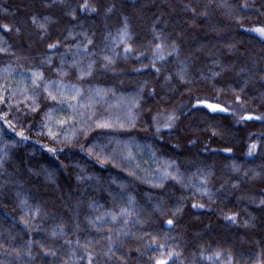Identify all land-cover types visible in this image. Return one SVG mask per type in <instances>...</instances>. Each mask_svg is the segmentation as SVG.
Instances as JSON below:
<instances>
[{"label":"trees","instance_id":"obj_1","mask_svg":"<svg viewBox=\"0 0 264 264\" xmlns=\"http://www.w3.org/2000/svg\"><path fill=\"white\" fill-rule=\"evenodd\" d=\"M263 24L264 0H0V264H264ZM237 97L263 117L198 103Z\"/></svg>","mask_w":264,"mask_h":264},{"label":"rangeland","instance_id":"obj_2","mask_svg":"<svg viewBox=\"0 0 264 264\" xmlns=\"http://www.w3.org/2000/svg\"><path fill=\"white\" fill-rule=\"evenodd\" d=\"M256 28H264V24L259 25V26H254V27H248L247 29L249 31H252V32L260 35L258 32L253 31V29H256ZM262 37H264V36H262ZM204 102H206V103H202V104H206V105L207 104H218L222 108L228 109L227 110L228 112L234 113L238 119H242V117L245 119L248 116L259 117V118L263 117L262 115H256V114H252L251 112H249L248 107L245 105V103L240 101V99L228 100L225 104H221V103H217V102H210V101H204ZM175 120H176V115L174 112H171V113L161 112V113L157 114L155 117V126L158 129L170 128V127H165V125H171V127H172V125L175 123ZM78 247H79V245L77 243H74L73 249L75 251L78 249Z\"/></svg>","mask_w":264,"mask_h":264},{"label":"snow or ice","instance_id":"obj_3","mask_svg":"<svg viewBox=\"0 0 264 264\" xmlns=\"http://www.w3.org/2000/svg\"><path fill=\"white\" fill-rule=\"evenodd\" d=\"M85 7H87V5H85ZM41 27H43V25H41ZM253 31L258 32L261 36H264V28H256V29H253ZM49 47H55V45H51L50 44ZM41 78H42V74H40V73H34L33 74V84H36L37 80L38 79H41ZM45 90L47 91V88ZM77 91H79V90H77ZM48 96H49V98H51L53 100L56 99V96H54L51 92L48 93ZM2 99H3V97H0V100H2ZM73 99H75V97H73ZM237 99H239V97H237ZM33 102L35 103V101H33ZM198 103H206V102H204V101H198ZM207 107L210 108V109H212L213 111H216V110L227 111L228 110V109L222 108L218 104H207ZM32 110L35 111V108H33ZM0 118H2V117H0ZM252 118L253 117H251V116H248L247 117V119H252ZM242 119H244V118L242 117ZM257 119H259V117H257ZM4 122L5 123H9L7 120H5ZM61 123H63V121H61ZM97 127L107 128V127H111V125L110 124H107V123H98L97 124ZM165 127H171V125H165ZM157 131H159V129H157ZM49 134L50 135H53V136L55 135L54 133H51V132ZM17 135L21 136L22 139H25V140L28 138V137H26L24 135L23 132L17 133ZM255 147H256L255 144H253L251 146V148H255ZM49 151L50 152H55L56 149L50 148ZM193 207H203V205H193ZM178 210L179 209H177V211ZM229 219H234V217H229ZM167 223L172 224L173 221L172 220H168ZM157 264H165V261H163V260L157 261Z\"/></svg>","mask_w":264,"mask_h":264}]
</instances>
